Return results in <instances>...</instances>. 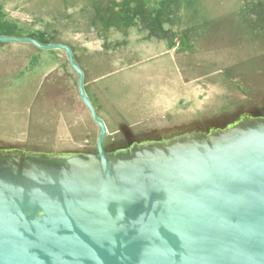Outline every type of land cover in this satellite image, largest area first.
<instances>
[{
    "label": "rangeland",
    "instance_id": "obj_1",
    "mask_svg": "<svg viewBox=\"0 0 264 264\" xmlns=\"http://www.w3.org/2000/svg\"><path fill=\"white\" fill-rule=\"evenodd\" d=\"M0 36L72 51L109 153L126 132L138 144L264 117V0H0ZM40 51L0 42V147L92 153L76 73Z\"/></svg>",
    "mask_w": 264,
    "mask_h": 264
},
{
    "label": "water",
    "instance_id": "obj_2",
    "mask_svg": "<svg viewBox=\"0 0 264 264\" xmlns=\"http://www.w3.org/2000/svg\"><path fill=\"white\" fill-rule=\"evenodd\" d=\"M0 147V264H264V117L168 134L109 153Z\"/></svg>",
    "mask_w": 264,
    "mask_h": 264
},
{
    "label": "crops",
    "instance_id": "obj_3",
    "mask_svg": "<svg viewBox=\"0 0 264 264\" xmlns=\"http://www.w3.org/2000/svg\"><path fill=\"white\" fill-rule=\"evenodd\" d=\"M40 52H41V51H40ZM43 52H49V51H43ZM61 52H62V51H61ZM72 54H73V53H72ZM84 74H85V72L83 71V75H84ZM84 79H85V78H84ZM76 81H77V76H76ZM83 86H84V81H83ZM83 88H84V91H85V87H83ZM85 94H86V92H85ZM76 96H77V99H78V101H79V104H81V108H82V106H83V108L85 109L84 111H85L86 117L88 118L89 122H91V125L93 126V132H94V135H95V137H96L97 132H98V129H97V127L94 125V123L92 122V120L90 119L86 107L83 105V103H82L81 100L79 99V96H78V93H77V85H76ZM86 96H87V94H86ZM87 97H88V99H89V101H90V103H91V105H92V107H93V109H94V111H95V114H96L100 119L103 120V122H104V124H105V127H106V130H107V132H108V131H109V125H107V121L105 120V118H103V116L98 112V110H99V108H98V106H99L98 103H96L94 97L91 98L90 95L87 96ZM108 124H109V122H108ZM158 125H159V124H158ZM66 137H67V138H69V137H73V135H71V133L68 132V134H67Z\"/></svg>",
    "mask_w": 264,
    "mask_h": 264
},
{
    "label": "flooded vegetation",
    "instance_id": "obj_4",
    "mask_svg": "<svg viewBox=\"0 0 264 264\" xmlns=\"http://www.w3.org/2000/svg\"><path fill=\"white\" fill-rule=\"evenodd\" d=\"M244 111V110H243ZM123 132V131H122ZM124 134V135H123ZM129 134L126 132V133H122V141H121V143H123L124 145H121V143H112L111 145H110V147H105L108 151H117V150H120V149H122V148H125V147H127V146H129V145H132L133 143H135V142H133L134 140V138H131L130 136H128ZM142 135H144L143 133H142Z\"/></svg>",
    "mask_w": 264,
    "mask_h": 264
}]
</instances>
